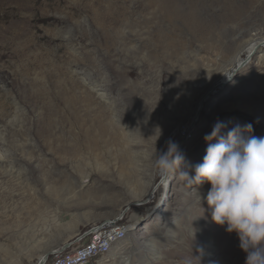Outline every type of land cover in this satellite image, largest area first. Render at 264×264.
Here are the masks:
<instances>
[{"label":"rangeland","instance_id":"obj_1","mask_svg":"<svg viewBox=\"0 0 264 264\" xmlns=\"http://www.w3.org/2000/svg\"><path fill=\"white\" fill-rule=\"evenodd\" d=\"M259 38L264 0H0V264L65 254L106 221L132 229L89 264H245L200 199L210 184L180 173L217 122L264 136ZM169 140L185 164L161 175Z\"/></svg>","mask_w":264,"mask_h":264},{"label":"clouds","instance_id":"obj_2","mask_svg":"<svg viewBox=\"0 0 264 264\" xmlns=\"http://www.w3.org/2000/svg\"><path fill=\"white\" fill-rule=\"evenodd\" d=\"M253 131L251 123L225 131V125L217 122L204 135L206 154L196 164L195 175L180 174L200 187L210 184L200 199L206 201L212 221L238 236L245 264H264V136ZM184 164L185 157L172 140L154 162L161 175Z\"/></svg>","mask_w":264,"mask_h":264},{"label":"bare ground","instance_id":"obj_3","mask_svg":"<svg viewBox=\"0 0 264 264\" xmlns=\"http://www.w3.org/2000/svg\"><path fill=\"white\" fill-rule=\"evenodd\" d=\"M262 44H264V42L262 43V40L260 38L254 40V42L246 50L248 52V55H250V51H252L253 49L256 50V48ZM256 45H258V46H256ZM237 65L240 66L241 62H239ZM232 72H233V67H231L227 71L226 75L223 77V79L221 81H225L226 78ZM219 88H220L219 86L213 87V90H211L212 93H215L217 91V89H219ZM215 100L213 102L209 103L207 113H210L213 111L214 106H215ZM198 118H199L198 112H196L195 114H193V117H191L189 122H187V121L185 122L186 127L190 124L189 130H188L189 132H192V130H194V128H195L194 126H195L196 122L198 121ZM187 140H188V138H183L182 142H185ZM80 190H81L82 196H88L94 192L99 193V191H97V190H95L93 192H90L88 190H84L83 187H81ZM104 225L105 226H103L100 229H92L91 230V233L94 234V237H92V238H96V239H104L105 237H112V238L108 242L104 243L103 246H100L96 250L95 255L93 257L88 256V255H81V256L76 258V250L70 249V251L66 252L65 254H62V262H70L69 264H89L92 261L103 260V259H105V257L108 254L111 253V251L113 250L114 247H117V245L121 241H123L124 239H126L128 237V235L132 229V226H130V225L123 226V225L117 224L115 221H106L104 223ZM91 248H92V240H90L86 244H83V249H91ZM58 253H60V252L59 251L53 252V254H55V255ZM120 254H121L120 257H122V262L125 263V257H126L127 253L125 251H122ZM54 264H61V262H54Z\"/></svg>","mask_w":264,"mask_h":264},{"label":"built area","instance_id":"obj_4","mask_svg":"<svg viewBox=\"0 0 264 264\" xmlns=\"http://www.w3.org/2000/svg\"><path fill=\"white\" fill-rule=\"evenodd\" d=\"M190 124L184 128V134L178 138H184V135L189 130ZM104 224H101L98 227H92V229H100ZM112 237H105L104 239H96V238H87V240H92V248L91 249H83V242H75L74 245H72L69 249H75L76 250V258L81 255H88L93 257L95 255L96 250L103 246L104 243L108 242ZM63 252V251H62ZM62 252L56 254L55 260L51 263L54 264V262H61V264H69L70 262H62Z\"/></svg>","mask_w":264,"mask_h":264},{"label":"crops","instance_id":"obj_5","mask_svg":"<svg viewBox=\"0 0 264 264\" xmlns=\"http://www.w3.org/2000/svg\"><path fill=\"white\" fill-rule=\"evenodd\" d=\"M124 247V245L123 244H120V248H119V250L121 251V249ZM116 251V250H115ZM114 252V251H113ZM113 252L112 253H110L106 258H105V260L107 261L106 263H109L111 260H113V257L114 256H112V254H113Z\"/></svg>","mask_w":264,"mask_h":264},{"label":"water","instance_id":"obj_6","mask_svg":"<svg viewBox=\"0 0 264 264\" xmlns=\"http://www.w3.org/2000/svg\"><path fill=\"white\" fill-rule=\"evenodd\" d=\"M53 252H48L45 254V256L43 257V259L39 262V264H44L46 262V260L48 259V257L52 254Z\"/></svg>","mask_w":264,"mask_h":264}]
</instances>
